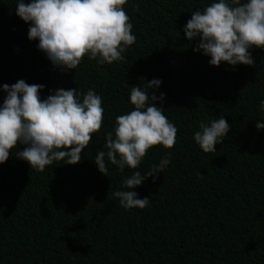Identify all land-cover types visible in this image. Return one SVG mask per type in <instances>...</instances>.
I'll return each mask as SVG.
<instances>
[{"label":"trees","instance_id":"1","mask_svg":"<svg viewBox=\"0 0 264 264\" xmlns=\"http://www.w3.org/2000/svg\"><path fill=\"white\" fill-rule=\"evenodd\" d=\"M25 4L31 0H23ZM219 0H127L136 37L124 62L100 65L86 55L74 70L54 67L29 40L17 0H0V107L19 80L43 85L41 100L59 88L93 89L102 98L101 129L76 165L54 161L43 172L17 158V144L0 165V264H264V49L251 48L252 66L221 62L194 51L184 27L194 11ZM232 3V0H227ZM247 0H240V3ZM139 10H136V6ZM162 81L156 102L177 128L173 148H150L137 169L123 172L95 157L116 118L133 110L130 87ZM223 116L230 132L216 152L193 139L200 121ZM171 153L156 182L133 189L144 209L125 210L112 193ZM203 176V178H201Z\"/></svg>","mask_w":264,"mask_h":264},{"label":"clouds","instance_id":"2","mask_svg":"<svg viewBox=\"0 0 264 264\" xmlns=\"http://www.w3.org/2000/svg\"><path fill=\"white\" fill-rule=\"evenodd\" d=\"M126 3L127 0H31L25 4L17 0L16 15L30 25L28 38L39 41L38 50L54 67L68 71L76 69L86 55L100 65L124 62L123 53L136 41L123 8ZM183 31L189 41H199L194 51L211 57L210 66L218 67L221 62L252 66L255 61L250 49H264V0H219L203 11H194ZM161 83L153 79L143 87H130L129 99L134 108L116 118L114 130L106 134L104 148L95 157L101 174L108 175L106 161L123 172L137 169L154 146L174 147L178 130L164 115V109L156 107L165 94L157 97L155 91H149L158 89ZM43 87L22 79L11 86L3 85L7 95L0 107V165L18 143L24 149L16 156L28 162L31 169L43 172L54 161L76 165L92 134L101 129L102 98L93 89L83 94L82 101L77 89L64 88L41 100L38 93ZM259 108L264 110V101ZM256 128L264 129V123L257 122ZM199 129L193 139L204 153H212L229 134L230 125L221 116L210 123L200 121ZM170 158L169 152L146 173L134 171L127 176L123 180L126 190L112 193L120 206L125 210L147 207L150 199L138 198L133 189L150 177L155 183Z\"/></svg>","mask_w":264,"mask_h":264}]
</instances>
